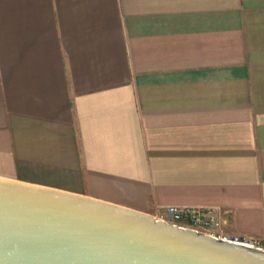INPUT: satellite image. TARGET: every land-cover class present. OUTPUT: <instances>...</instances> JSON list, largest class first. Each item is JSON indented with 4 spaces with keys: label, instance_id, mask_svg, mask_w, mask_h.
<instances>
[{
    "label": "crops",
    "instance_id": "crops-1",
    "mask_svg": "<svg viewBox=\"0 0 264 264\" xmlns=\"http://www.w3.org/2000/svg\"><path fill=\"white\" fill-rule=\"evenodd\" d=\"M0 176L264 239V0H0Z\"/></svg>",
    "mask_w": 264,
    "mask_h": 264
},
{
    "label": "water",
    "instance_id": "water-1",
    "mask_svg": "<svg viewBox=\"0 0 264 264\" xmlns=\"http://www.w3.org/2000/svg\"><path fill=\"white\" fill-rule=\"evenodd\" d=\"M0 264H264V249L0 176Z\"/></svg>",
    "mask_w": 264,
    "mask_h": 264
},
{
    "label": "built area",
    "instance_id": "built-area-1",
    "mask_svg": "<svg viewBox=\"0 0 264 264\" xmlns=\"http://www.w3.org/2000/svg\"><path fill=\"white\" fill-rule=\"evenodd\" d=\"M219 213V209L213 206L168 204L159 209L154 216L181 227H189L216 237L264 249V239H255L244 234L220 233L218 231L221 224Z\"/></svg>",
    "mask_w": 264,
    "mask_h": 264
}]
</instances>
